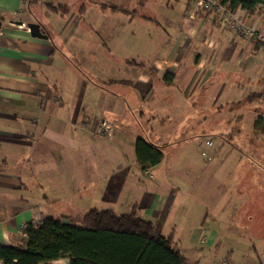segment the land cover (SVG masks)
Wrapping results in <instances>:
<instances>
[{"label":"crops","instance_id":"0c3cea01","mask_svg":"<svg viewBox=\"0 0 264 264\" xmlns=\"http://www.w3.org/2000/svg\"><path fill=\"white\" fill-rule=\"evenodd\" d=\"M148 1L0 0V243L16 244L29 221L134 207L173 233L188 264H219L220 245L234 242L231 200L206 194L182 144L169 156L168 145L194 123L219 126L220 101L264 49L192 1L153 0L144 14ZM31 22L47 37L32 36ZM102 119L112 136L96 135ZM140 136L164 151L151 177Z\"/></svg>","mask_w":264,"mask_h":264},{"label":"rangeland","instance_id":"374dc122","mask_svg":"<svg viewBox=\"0 0 264 264\" xmlns=\"http://www.w3.org/2000/svg\"><path fill=\"white\" fill-rule=\"evenodd\" d=\"M152 1L146 3L142 13L154 14ZM181 6H185L184 0L179 2L177 9ZM172 11L173 8L168 6V17ZM241 13L248 33L222 23L237 35L255 37L264 43V19L247 17L244 11ZM216 17L221 21L219 16ZM252 57L253 65L246 73H241L240 86L231 91L230 99L220 101L224 106L219 104V114L213 116L219 119V126L213 125L209 129L207 125L202 127L194 123L195 128L189 127L179 133L178 143L168 145L169 156L177 144H182L179 146L182 150L172 154L181 150L193 167L196 165V171L202 173L199 181L206 194L214 190L222 203L231 200L230 213L224 214L234 215L233 226L238 234L233 243L220 245L219 264L227 260V264H264V136L253 133L255 123L264 117V50ZM252 93L257 96L249 99ZM198 118L208 120L211 116Z\"/></svg>","mask_w":264,"mask_h":264},{"label":"trees","instance_id":"16d2710c","mask_svg":"<svg viewBox=\"0 0 264 264\" xmlns=\"http://www.w3.org/2000/svg\"><path fill=\"white\" fill-rule=\"evenodd\" d=\"M219 2L232 11L240 8L246 15L261 13L264 18V0ZM109 6L128 11L118 2ZM251 39L254 49H264L260 39ZM256 96L252 93L249 99ZM253 133L264 136L263 116L255 123ZM135 151L142 171L164 158L160 147L141 136L136 140ZM22 234L24 237L18 238L16 244L0 243V260L5 264H51L60 258H67L70 264H188L173 233H157L153 221L138 215L135 207L125 213L92 208L76 216H48L26 223Z\"/></svg>","mask_w":264,"mask_h":264},{"label":"built area","instance_id":"2783aa9c","mask_svg":"<svg viewBox=\"0 0 264 264\" xmlns=\"http://www.w3.org/2000/svg\"><path fill=\"white\" fill-rule=\"evenodd\" d=\"M195 11H202L205 13H213L219 16L221 22L229 25L230 28L238 30L241 33H248L246 26L243 22V10L238 8L232 11L228 6L223 5L219 0H191ZM113 126L107 119H102L97 125L96 135L98 136H112ZM144 174L151 177L150 171L147 169ZM0 264H5L4 261L0 260Z\"/></svg>","mask_w":264,"mask_h":264},{"label":"water","instance_id":"95a60500","mask_svg":"<svg viewBox=\"0 0 264 264\" xmlns=\"http://www.w3.org/2000/svg\"><path fill=\"white\" fill-rule=\"evenodd\" d=\"M28 28L30 29V33L34 37L46 38L47 35L42 31L40 23L31 22L28 24Z\"/></svg>","mask_w":264,"mask_h":264}]
</instances>
